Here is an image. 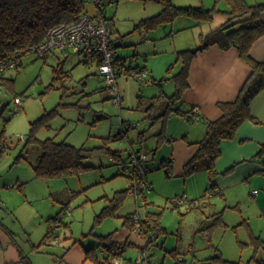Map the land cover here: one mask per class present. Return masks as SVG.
<instances>
[{
  "label": "rangeland",
  "instance_id": "rangeland-1",
  "mask_svg": "<svg viewBox=\"0 0 264 264\" xmlns=\"http://www.w3.org/2000/svg\"><path fill=\"white\" fill-rule=\"evenodd\" d=\"M103 1L106 16L127 43L118 48L119 55L127 57V63L132 60L134 71L146 65V78L130 72L120 74L117 83L123 99L117 103L98 64L81 61L83 57L73 51H64L68 55L64 69L70 75L66 80L54 79V67L65 54L52 52L42 58L29 52L21 57L22 65L7 70L6 75L16 81L14 89L3 85L0 90L2 220L13 230L31 264H99L95 256L102 258L105 251L100 236L112 232L119 242H132L118 255L121 264L137 263L147 239L125 224V218L138 212L143 219L148 213L155 214L165 228L147 251L150 264H264V172L228 189L225 195L208 192L209 172L186 176L175 169L174 145L166 133L171 121L160 116L168 104L162 93L170 96L176 90L174 76L184 61L180 52L203 45L209 31L228 19L223 11L231 5L227 0H172L179 6L216 7L220 11L204 21L180 16L153 29L151 38L146 39L134 31L135 23L161 12L163 2ZM248 2L255 4L256 0ZM85 4L91 14L97 12L93 0H85ZM16 95L23 98L18 111ZM45 114V122L36 129L37 137L93 149L84 160L90 167L66 176L36 175L34 166L43 150L38 141L27 143V135L32 122ZM179 116L172 115L171 126L178 127ZM122 131L126 135L120 138ZM183 133L181 130L180 135ZM103 145L118 150L125 161L132 148L147 152L152 188L137 196L129 191L115 214L100 220L98 215L113 203L118 191L130 187L131 180L123 171L124 163L112 159L111 151ZM170 158L172 175L158 168L163 159ZM220 211L221 220L211 226ZM59 212L62 219L54 220ZM51 226L56 237L37 248ZM85 244L94 245V257L86 258ZM219 254L227 261L215 258Z\"/></svg>",
  "mask_w": 264,
  "mask_h": 264
},
{
  "label": "trees",
  "instance_id": "trees-1",
  "mask_svg": "<svg viewBox=\"0 0 264 264\" xmlns=\"http://www.w3.org/2000/svg\"><path fill=\"white\" fill-rule=\"evenodd\" d=\"M158 1L164 3L163 10L158 14L141 19L135 25L136 30L149 32L167 22L174 21L180 16H189L199 21L209 20L214 17L215 12L220 11L216 7L179 6L173 3L172 0ZM227 1L231 5V9L223 12L228 13V19L218 28L208 33L203 45L195 49H187L180 52L184 61L181 71L174 76L176 90L170 96L162 93L163 97L168 98V104L165 111L160 115L166 116V119H169L171 114L176 112L191 120L195 118L194 113L183 110L180 103L190 86L189 75L193 59L209 47L218 45L223 50L235 47L238 49L241 58L251 65L252 71L241 88L239 95L233 101L219 102V106L223 112L221 117L208 122V130L205 137L197 142L199 145L198 150L184 166V174L186 176L199 171L209 172L211 186L207 191L221 195H224V193L221 190H217V185L214 181L215 177L219 174L216 161L221 155V141L234 138L237 129L245 120H256L251 114L250 104L254 97L264 88V60H257L251 55L253 44L264 35V21L261 18V14L264 11V3L250 4L246 0ZM85 11H88L85 0H0V65L10 62V60H19L16 66L18 68L22 65L21 57L32 52L36 46L44 42L53 27L78 20ZM81 61L90 63L84 58ZM126 61V58L118 56L116 52L115 67L118 69L117 77L122 73H128L134 69L131 64L127 65ZM65 62L66 59L59 60L58 65L54 67V79L63 78V80H66L70 76L64 69ZM137 69L138 72L146 71L145 67L140 68V66H137ZM7 70L0 71V90L3 85L14 89L16 80L6 75ZM161 84L160 80L159 85ZM46 115L32 122L31 130L27 135V143L38 141L43 150L34 166L36 175L45 177L66 176L80 173L90 167V165L85 164L84 160L92 154L93 149L85 148L84 146L77 147L66 141H57L53 137L46 139H39L37 137L36 129L41 123L45 122ZM119 135L121 138L126 135V132L122 131ZM143 136V132H140L139 141L143 140ZM114 137L117 139L118 135ZM103 148L109 152L111 151L113 155L111 158L117 159L118 164L126 162L118 150H112L107 145H103ZM3 150L4 147L0 142V156ZM137 151L142 150L138 149ZM156 151L157 148L154 149V152ZM263 151L264 143L259 154H262ZM172 162V158L163 159L158 168H164L168 175H172ZM149 171L150 168L147 164V178ZM129 191H134L132 179L130 180V187L118 191V196L113 199L112 204L103 209L98 215V219L101 220L107 215H114L119 204ZM67 207L65 206L64 210ZM62 212H59L53 219H62ZM132 214L126 216L125 224L135 228ZM221 216L222 211L217 212V216L214 218L211 226L217 224L221 220ZM163 230L165 228L161 225L160 219L155 214L148 213L146 218L142 219L140 233L146 237L147 243L141 250L149 251L150 247L154 245L155 240L159 237L160 231ZM54 237H56V234L51 226L36 247L38 248L42 244L50 243ZM100 239V244L107 252L104 258L95 256L93 253L95 247L85 248L86 258L95 256L99 264H115L113 258L118 257L119 254L121 255L127 246L131 244L127 241L119 242L114 238L113 232L101 235ZM173 251L178 252V249L175 248ZM215 258L222 260L221 254L215 256ZM26 264L31 263L27 260Z\"/></svg>",
  "mask_w": 264,
  "mask_h": 264
},
{
  "label": "crops",
  "instance_id": "crops-1",
  "mask_svg": "<svg viewBox=\"0 0 264 264\" xmlns=\"http://www.w3.org/2000/svg\"><path fill=\"white\" fill-rule=\"evenodd\" d=\"M246 1L248 2V0ZM256 3H264V0H256ZM261 18L264 21V11ZM110 24L112 26V44L117 55L124 57L119 55L118 48L127 43L123 39V35L114 29L111 21ZM134 31L140 30L134 28ZM140 32L142 38H151L152 30L149 32L141 30ZM64 51L67 50L57 49L53 53L62 57L65 54L66 57L64 58L67 59L68 55ZM251 55L257 60H264V35L253 44ZM124 58L128 61L127 57ZM60 60L63 59L60 58ZM128 64L132 65V60ZM141 67H145L147 70L146 65ZM251 71V65L241 58L238 49L235 47L223 50L218 45H213L200 52L193 59L189 75L190 86L183 96L181 108L185 111H192L195 118L191 120L173 112L169 117V121H173V114L180 115L179 117L182 120L179 121L178 127L176 125L175 127L171 126V122L168 123L166 132L167 135H170L168 139L173 141L172 158L175 160L174 166L179 174H184V166L194 156L196 149L199 147V145H196L197 142L205 137L208 122L221 117L223 112L219 102L235 100ZM154 80L158 81L157 78H154ZM195 108L198 109V113L195 112ZM250 110L256 120H245L237 129L234 138L224 139L220 144L221 155L216 161L219 174L214 181L217 190L223 191L224 195L228 189L241 184L242 181H249L254 177H258L257 173L264 172V151L259 154L264 143V88L251 101ZM196 114H199L200 118H196ZM181 130L185 132L183 135H180ZM139 149L144 151L141 147ZM90 247H94V245ZM84 248L89 247L85 244ZM27 260L31 263L25 249L16 240L13 230L4 223L0 216V264H26ZM131 264H134L132 260Z\"/></svg>",
  "mask_w": 264,
  "mask_h": 264
},
{
  "label": "built area",
  "instance_id": "built-area-1",
  "mask_svg": "<svg viewBox=\"0 0 264 264\" xmlns=\"http://www.w3.org/2000/svg\"><path fill=\"white\" fill-rule=\"evenodd\" d=\"M97 5V12L91 14L85 11L80 18L72 23H62L53 27L48 38L36 46L32 52L38 54L39 57L47 58L54 50H68L81 55L90 63H97L100 73L104 75L107 87L117 103L122 102L117 83V71L115 67L116 49L112 44V26L105 16L102 8L105 2L103 0H93ZM19 60H10V62L0 65V71L15 68ZM133 75H139L140 78H146V72H138L130 70ZM128 72V73H129ZM15 111L20 110L23 106V98L17 96L15 98ZM198 113V109L195 108ZM196 118L200 115L196 114ZM128 126H136L128 123ZM147 159L148 154L144 151H137L134 148L130 150L129 160L124 162L123 171L133 180L134 192L136 196L145 189L152 188L147 178ZM257 193V190L254 191ZM135 228L139 231L142 228V217L140 212L133 213ZM107 254L102 251V257ZM137 264H150V258L147 251H142L137 260ZM115 264H121L119 257L113 258Z\"/></svg>",
  "mask_w": 264,
  "mask_h": 264
}]
</instances>
